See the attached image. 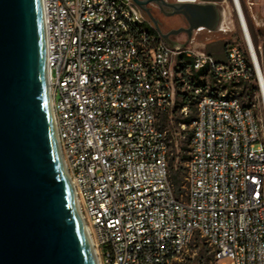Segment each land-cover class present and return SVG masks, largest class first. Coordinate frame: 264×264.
Returning <instances> with one entry per match:
<instances>
[{"label": "built area", "instance_id": "built-area-1", "mask_svg": "<svg viewBox=\"0 0 264 264\" xmlns=\"http://www.w3.org/2000/svg\"><path fill=\"white\" fill-rule=\"evenodd\" d=\"M237 2L230 10L223 0L221 18L233 27L234 16L242 45L228 44L217 62L195 39L213 32L200 28L170 47L133 0H41L53 123L98 264H178L199 245L217 262L264 264V78L244 13L250 2ZM180 57L212 85L193 91L176 194L158 118L174 107Z\"/></svg>", "mask_w": 264, "mask_h": 264}, {"label": "water", "instance_id": "water-1", "mask_svg": "<svg viewBox=\"0 0 264 264\" xmlns=\"http://www.w3.org/2000/svg\"><path fill=\"white\" fill-rule=\"evenodd\" d=\"M198 1L133 0L174 48L217 30L223 0ZM249 2L263 28L259 0ZM0 264H96L53 123L41 0H0Z\"/></svg>", "mask_w": 264, "mask_h": 264}, {"label": "rangeland", "instance_id": "rangeland-1", "mask_svg": "<svg viewBox=\"0 0 264 264\" xmlns=\"http://www.w3.org/2000/svg\"><path fill=\"white\" fill-rule=\"evenodd\" d=\"M169 1L173 2L174 0ZM225 1L228 5V9L231 10L230 0ZM248 1L249 0H240L242 5H244V3L246 4ZM226 3L220 5L221 9H224L225 12L228 10L225 8ZM246 10L247 12L244 11V13L249 24L251 36L255 42H257L256 46L259 48V52L261 53L262 46L264 44V35L260 36L258 35V32L263 30L264 33V27H256L251 21L249 10ZM225 12L223 14L224 18L220 17V23L218 26L219 29L212 34L199 32L195 38L197 42L205 44V51L211 54L217 62L224 61L225 49L228 44L236 42L242 45V36L234 16L232 17V27L230 18L225 19ZM259 16L264 19V0L259 1ZM227 27H229V30H227ZM183 75H189L188 70L186 69L185 72H183L180 68H178L175 75L176 85L178 83L185 82ZM205 85L206 87L210 85V79H205ZM185 91H187L185 88L180 90L181 93H185ZM237 94L245 106L252 102V99L250 102L249 99L241 97L239 89H237ZM194 101L195 99H193V107ZM180 102L181 98L176 96L175 103ZM188 115L192 114L189 113L187 108L177 109L175 111L173 108L170 114H162L158 118L159 128L165 131L167 139L170 140L169 173L171 176L177 173L182 180L185 176L186 163L188 159V139L191 131L190 126H185L180 121ZM178 264H230V260L224 258L217 262L213 259L208 247L205 245H199L190 247L187 253L181 257Z\"/></svg>", "mask_w": 264, "mask_h": 264}, {"label": "trees", "instance_id": "trees-1", "mask_svg": "<svg viewBox=\"0 0 264 264\" xmlns=\"http://www.w3.org/2000/svg\"><path fill=\"white\" fill-rule=\"evenodd\" d=\"M247 24H248V21H247ZM248 28H249V24H248ZM249 32H250V28H249ZM258 35L263 36L264 35L263 30H260L258 32ZM251 39H252V43L254 45V49L256 51L259 65L261 68V72L264 78V44L262 46V51L260 53L259 48L256 46L257 42H255L252 36H251ZM178 61L180 62V63L178 62V68H180L183 72H185V70L187 69L189 72V75H183L185 82L178 83L176 85V88H177L176 96L181 98V102L175 103L173 108H174V111L177 109L187 108L189 113L192 115H188L187 117L183 118L180 122L184 124L185 126H190L191 123L194 121L195 115H196L195 101H194V107H193V99H194L193 91L196 88H205L206 87L205 79L207 78L210 79V85H212V79L209 75H207L206 70L194 72L190 68V60L183 59L182 57H180ZM184 88L187 91H185V93H181L180 90ZM239 92H240L241 97L249 99L251 102L252 90L250 89V87L244 86L239 89ZM170 178L174 185L175 193L179 194L181 192L180 186L182 185V179L179 177L177 173L173 174L172 176L170 175Z\"/></svg>", "mask_w": 264, "mask_h": 264}, {"label": "flooded vegetation", "instance_id": "flooded-vegetation-1", "mask_svg": "<svg viewBox=\"0 0 264 264\" xmlns=\"http://www.w3.org/2000/svg\"><path fill=\"white\" fill-rule=\"evenodd\" d=\"M159 12V11H158ZM159 14L161 15V16H163L160 12H159ZM164 17V16H163ZM174 17H178L179 19H180V21H181V23H182V25H183V27H181V28H185L186 27V23H185V21H184V19L181 17V16H174ZM166 19V18H165ZM167 19H169V18H167ZM158 20V19H157ZM159 21V26H160V28L161 29H163V31H169V30H171L170 29V25L168 24V22L165 20H158Z\"/></svg>", "mask_w": 264, "mask_h": 264}, {"label": "bare ground", "instance_id": "bare-ground-1", "mask_svg": "<svg viewBox=\"0 0 264 264\" xmlns=\"http://www.w3.org/2000/svg\"><path fill=\"white\" fill-rule=\"evenodd\" d=\"M236 4H237V6H238V8H239V3L237 2V0H236ZM222 26V25H221ZM44 33H45V28H44ZM96 264H98L97 262H96Z\"/></svg>", "mask_w": 264, "mask_h": 264}, {"label": "crops", "instance_id": "crops-1", "mask_svg": "<svg viewBox=\"0 0 264 264\" xmlns=\"http://www.w3.org/2000/svg\"><path fill=\"white\" fill-rule=\"evenodd\" d=\"M259 1H261V0H259ZM225 59V58H224Z\"/></svg>", "mask_w": 264, "mask_h": 264}]
</instances>
